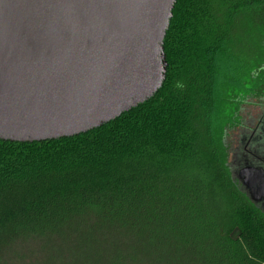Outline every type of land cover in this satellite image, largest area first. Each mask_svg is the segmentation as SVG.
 <instances>
[{"label":"trees","instance_id":"16d2710c","mask_svg":"<svg viewBox=\"0 0 264 264\" xmlns=\"http://www.w3.org/2000/svg\"><path fill=\"white\" fill-rule=\"evenodd\" d=\"M164 51L162 87L116 119L0 139V264H264L221 118L227 85L264 83V0H176Z\"/></svg>","mask_w":264,"mask_h":264},{"label":"water","instance_id":"95a60500","mask_svg":"<svg viewBox=\"0 0 264 264\" xmlns=\"http://www.w3.org/2000/svg\"><path fill=\"white\" fill-rule=\"evenodd\" d=\"M176 0H0V139L37 142L100 127L162 87ZM239 179L264 200V170Z\"/></svg>","mask_w":264,"mask_h":264},{"label":"rangeland","instance_id":"374dc122","mask_svg":"<svg viewBox=\"0 0 264 264\" xmlns=\"http://www.w3.org/2000/svg\"><path fill=\"white\" fill-rule=\"evenodd\" d=\"M251 69L249 71L250 77L253 72ZM252 78L254 81L244 77L245 84L227 85L226 89V95L229 99L223 105L221 118L224 138L230 149L232 166L236 165L238 158L245 157V154H247L251 164L260 166L259 161L256 160L261 161V157L264 156L263 154L258 158L255 154L250 153L248 151L250 147L247 146L248 142L246 145L242 142L246 136L259 137V140L255 138L254 142L262 141V148H264V83H256L255 77ZM258 128L260 131L257 130ZM251 136L246 141H250Z\"/></svg>","mask_w":264,"mask_h":264},{"label":"flooded vegetation","instance_id":"af4514ba","mask_svg":"<svg viewBox=\"0 0 264 264\" xmlns=\"http://www.w3.org/2000/svg\"><path fill=\"white\" fill-rule=\"evenodd\" d=\"M257 130L260 131V128H258ZM250 136L249 137L246 136V138L244 137V139H242L243 140L242 142L245 143V145H246V142H248L247 146L250 147V150H248V151L252 154H255L258 158H260L264 154V148H262V141H258L257 143H255L254 142L255 138L257 140H259V137H252V136H251L252 139L250 141H248V140L246 141V139L250 138ZM262 157H261V159H262L261 161L256 160V161H259L258 163L260 164V166H257V165L251 164V161L248 160L247 154H245V157L241 156V158H238L239 160H237V163L235 162L236 165L234 164L235 166H233L235 174H237L239 177V172L245 165H251L255 168H260V169L264 170V156H262ZM258 205L264 209V200L259 202Z\"/></svg>","mask_w":264,"mask_h":264}]
</instances>
